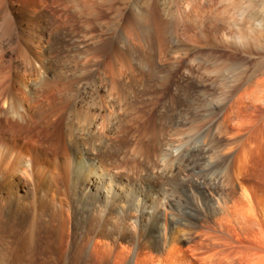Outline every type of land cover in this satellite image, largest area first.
Segmentation results:
<instances>
[{
  "label": "rangeland",
  "instance_id": "obj_1",
  "mask_svg": "<svg viewBox=\"0 0 264 264\" xmlns=\"http://www.w3.org/2000/svg\"><path fill=\"white\" fill-rule=\"evenodd\" d=\"M21 1L23 5L21 12L17 15V22L25 21L28 18V11L33 3L38 0ZM233 1L234 0H103L100 13L102 25L96 24L95 20L90 17L89 21L92 24L91 27L81 30L82 27L80 23L76 21L67 36L68 53L78 54L81 52H93V50H98L99 54L102 55L100 61H91L92 63L86 64L88 73L84 72L82 74L76 72L75 66L73 68L70 66L68 67V69L73 71L72 75H70L71 79L79 82L74 84L75 86L70 89L72 91H70V93H73L77 98L86 97L85 99L89 101L92 99H106L109 97L110 69L117 64V66H119V68L121 67L123 70H135V79H131V82L127 81V79L123 80L126 91L123 92V89H120V94L117 95L118 100L122 103L126 100L134 104L137 103L134 107L135 110L133 109V114L137 111L135 115L137 119L134 120V124L138 127L142 128V126L148 125L147 127L149 128L158 127L157 130H163L162 128L165 127V133L168 132V128L169 131H171L168 132L171 133V138H179L183 140V142H185L186 139H190L191 142L186 141L187 143L182 144L185 152L192 147V144H197L205 133L209 130L214 131L217 128L221 120L220 117L228 105H230V102L235 101L240 96V105L243 107H241L242 113L229 120L230 132L226 133L224 137H221L222 139H216L213 143L214 148H212L211 151L209 150L208 153L200 155L201 157H206L205 160L199 157L194 162L193 157L192 159L191 157L189 158V156L185 157V162L183 161L182 163L184 169L181 168L179 170L182 173L178 171L174 174L175 176H173V178L180 183L184 182L186 185L197 186V183L201 182V186L204 185L203 189L208 190L209 188L210 191L212 190V196L210 198L205 196L206 198L203 199L206 203H211V199L213 200V198L217 201L218 197L215 196L216 194L219 197L221 196L220 199L222 197L226 198L227 195L228 203L230 202L229 205L231 206L230 216H223L222 211H219L222 210L221 207H219L220 209H218V212L215 214L218 215L220 213L218 216L212 215L213 213L209 212L210 210L208 209L210 206L208 207V205L204 204L205 206L202 207L204 209L198 208L197 211L195 210L197 212L194 215L195 218L194 216H189V220H192V223H188V226L187 224L183 225L184 220L181 219L180 216L178 218V216L174 214V205L179 203L182 204L183 202V207H185L184 202L185 204L191 202L189 205L192 208L194 206H192V201L186 200L185 195L183 196V194L179 193L176 189L174 190L172 187L173 185H170L168 179L164 177L161 164H163V161L165 162L168 157L167 154H162L157 161L158 164L159 162L161 164H159V168L155 170V174L152 173L153 171H149V174V172H147L146 169L143 170L142 167L149 164L152 165L151 160L153 159V162L155 160L153 153H151V156H153L151 160H147L145 154H140L141 156L136 154L137 157L134 155L132 161L128 153L113 149V154L109 155L110 158L108 159L109 163L111 162L109 165H111L112 172L114 171L116 174L119 173V175H122L121 179L124 182H128L127 179H129V174H127V172L129 173L132 171L130 172L133 177L132 180L135 178L134 182L136 185L139 184V187L144 186V190L140 188L142 193L141 191L137 193L138 200L134 212L136 222L131 232H126L124 226L119 225L114 230L113 236L107 239L110 242L111 249H97L93 246H89L86 249L80 244L75 233L76 230L83 231V225L76 227V225H73L75 220L74 216L73 219L70 220L65 214L64 223L60 230L53 226L45 227L41 229L38 233L39 236L37 235L32 244V241H27L26 233L28 227L23 218L14 219L15 217L6 218L5 216H0V248L3 249L0 250V264H124L119 262L116 257L119 253L121 243L126 247L131 246L130 248L132 251L128 256L132 259V264H264V96H262V94L264 95V0H235L237 3L240 2L244 8H248V12L242 16H240L241 14L233 13V8L231 7ZM189 8L193 10H189ZM226 10L227 12H225ZM141 11H144V14L142 12L143 16ZM148 15L152 20L147 19ZM39 18L43 19L44 15L41 14ZM150 28L152 32L149 33ZM23 32H25V30ZM238 34H240V36ZM56 35L57 34L54 33V36ZM56 38L57 39L50 45L49 50L57 58L61 55V52L60 40L57 36ZM13 44L9 45V49H16L14 51L16 52V43ZM11 46L16 47L13 48ZM150 54L152 56H150ZM7 59L10 60V57L7 56ZM59 59L60 57L53 60L55 61L54 68L56 69L58 65H60L58 62L60 61ZM109 59L111 60L109 61ZM121 61L122 64H120ZM161 63L165 66L161 65ZM149 70H161L164 72H162V74L160 73V76H156L155 74H149ZM75 72L77 74L74 76ZM164 74L169 75L166 78H162L161 76ZM180 80H184L188 85L196 87L195 90L197 94H195V98L197 99V103L203 104L200 107L201 110H205V112L201 111L203 116L200 115L203 119L199 117L196 121H198L199 124L201 123L200 121H202L204 131L202 130L203 128H201L202 124H200V126L195 120L196 128L200 126L198 133L197 129L195 132L192 130L191 127L194 128L195 126H192L190 121L184 122L186 125L184 123V125H180V130H178L180 134L177 135L174 131L170 130V127L167 128V125L164 126L163 124L164 122L162 120L164 117L160 110L162 105L171 98L173 89L175 85L181 82ZM214 81L215 83H213ZM130 85H132V89H130ZM257 87L258 89H256ZM259 87L262 88L259 89ZM260 90H262L261 94ZM258 93L261 96L257 97L259 95ZM253 97L255 99H253ZM260 98H263L262 101L259 100ZM220 100L224 101H221L223 106ZM255 100L260 102H255ZM211 101L212 103L214 101V105L210 104ZM205 102L208 103L206 106H204ZM69 105L70 104H66L65 111L61 113L64 114L62 116L64 120L68 115L66 110ZM212 106H214L213 108L217 107L219 112L214 114L215 116L213 115L212 119H209L211 117H208L206 114L209 110H212ZM62 108L61 106V109ZM138 109L141 110L139 113ZM207 109L208 111H206ZM97 111L96 113L100 112L104 114V109H97ZM142 112L145 115H142ZM147 112L148 114H146ZM120 114L122 113L120 112ZM140 114L141 116L138 120V115ZM204 114L207 116V119L205 118L207 121L204 119ZM146 116H149V119ZM214 117L216 118L214 119ZM142 118V123L145 124L140 122ZM145 119L147 120L146 122ZM148 120H150L149 123H151V125H149ZM210 120L212 121L210 122ZM244 120L245 124H247L246 126H244ZM251 120L252 123L250 122ZM59 121H55V127L60 126L59 123H61V121ZM161 121L163 123H161ZM207 122L209 125H207ZM138 123L141 124V126H139ZM204 123H206V125H204ZM189 126L190 131L186 132ZM236 126L240 127L238 133L234 130ZM126 127L128 131L132 133V125ZM244 127L245 132L243 131ZM231 130H233V134L230 136L232 133ZM181 131L183 132L181 133ZM129 132H125L123 137L122 135L119 136L117 142H121V139L134 142L136 138ZM215 132H217V130H215ZM235 132L237 135H235ZM239 132L243 134L240 135L241 133ZM250 133H252L251 136ZM167 135L169 136V134ZM227 135L228 137H226ZM137 136L139 135L137 134ZM153 138L157 139L159 136H154ZM177 144L178 143H176V145ZM226 145L229 148V154L226 150ZM224 149L227 151V159L232 162L231 172L234 178H238L237 180H239L235 186L222 184L221 179H219V167L223 163L221 156L226 153ZM213 151H216V159L213 157ZM101 154L104 153L101 152ZM120 155L122 157H119ZM239 156L241 158H239ZM99 157L104 158L103 156ZM139 157L142 158L140 159ZM240 159H242L241 161L243 162H241ZM141 160H146V165H144L145 163ZM186 160H188V162L191 161L188 163ZM204 161H208V163H204ZM135 162L136 164L134 166ZM191 162L192 166L189 165ZM117 163H119V165ZM139 164L142 166L141 168ZM120 165L121 168H119ZM136 167L140 169H136ZM127 169L129 171H127ZM134 170L140 171L136 173ZM145 170L146 172H144ZM140 172H142V174ZM142 179L143 181H141ZM166 185L169 189L167 188L165 193L161 190ZM168 191H170V193ZM146 194L147 197L152 200L153 196H155L154 207L157 208L156 210H159L161 214L166 212L169 220L176 226H179L178 233L181 237L179 243L180 250H173L172 246L166 243L164 238L152 243L149 240V236L147 238V234L146 237L144 235L142 236V227L144 224L147 225L150 221L146 219L145 215L142 217V203ZM240 196L241 198L237 199ZM205 209L208 212H206ZM152 213L151 211V214ZM182 228L187 229L188 232L187 230L186 232L188 234H185V231H183L185 232L183 233ZM189 231L192 232H190V235Z\"/></svg>",
  "mask_w": 264,
  "mask_h": 264
},
{
  "label": "bare ground",
  "instance_id": "obj_2",
  "mask_svg": "<svg viewBox=\"0 0 264 264\" xmlns=\"http://www.w3.org/2000/svg\"><path fill=\"white\" fill-rule=\"evenodd\" d=\"M235 2L236 1L234 0L233 3L231 2L232 6L230 5L233 8V13L241 14L240 16L245 15L248 12V8H244L240 2ZM22 5L21 0H0V216H5L6 218L15 217L14 219L23 218L28 227L26 233L27 241H32V244L41 229L53 226L60 230L64 223L65 214L70 220L73 219L74 216L75 220L73 225H76V227L83 225L84 227L83 231H75L77 239L84 248L87 249L89 246H93L97 249H111L110 242L107 239L110 236H113L116 227L122 225L126 232H131V229H133L136 222L134 212L138 200L137 193H140L139 191L142 193V190H144V186L139 187V184L136 185L134 182L135 178L132 180L133 177L130 174L132 171L129 173L127 172L129 171V168L126 171L127 174H129V179H127L128 182H124L121 179L122 175H119V173L116 174L114 171L112 172L111 165H109L111 162L109 163L108 159L110 158L109 155L113 154L114 149L116 151L128 153V156L132 161L133 156L136 154L138 156L140 154H145L147 160H151L153 157L151 156V153H153L155 160L154 162L153 159L151 160L152 165L149 164L142 167L139 164V167H142L143 170L146 169L147 172L153 171L152 173L154 174L156 172L155 170L159 168V164H161L160 162L158 164L157 161L162 154H167L168 157L165 162L162 160L163 164H161L164 177L168 179L170 185H173L172 187L174 190L176 189L179 193L183 194V196L185 195L186 200L192 201V206H194L192 208L189 205L191 202H187L186 204L184 202L185 207H183V202L182 204L179 203L174 205V214L177 215L178 218L180 216L181 219L184 220H182L184 222L183 225L187 224L188 226V223H192V220H189V216L193 217L197 213V209L202 208L205 205H208V207L210 206L208 209L210 210L209 212L213 213L212 215H215L218 212V209H220L219 207H221L222 210L219 211H222L223 216L225 215L226 217H229L231 214V206L229 205L230 202L228 203L227 195L226 198L222 197L220 199L221 196L219 197L216 194L215 196L218 197L217 201L212 197L214 202L211 199V203H206L203 199L206 198L205 196L210 198L212 196V190L210 191L209 188L208 190L203 189L204 185L201 186V182L197 183V186L186 185L184 182L180 183L176 181L173 176L183 168L182 163L185 157L189 156L191 159L193 157L194 162L199 157L201 159L204 158L200 155L208 153L209 150L211 151V149L214 148V141L219 138L222 139L221 137H224L226 133L230 132V126L228 124L229 120L242 113L243 107L240 105V96L235 101L230 102V105L225 109L220 117L221 120L215 129L217 132H215V130H209L207 133L204 132L205 134L201 137L199 142L197 144H192V147L185 152L182 144L187 143L186 141L191 142V140L185 138L186 140L183 142V140L179 138H171V133H168L171 131H169L168 127H170V130L174 131L176 135L180 134L178 130H180L179 128L181 124L190 121L191 125L195 126L196 123H198L196 119L199 117L202 118V112H205V110H201L200 108L203 104L197 103V99L195 98V94H197L195 90L196 87L188 85L186 81L180 80L181 82L175 85L171 98L168 102H165L162 105L160 110L164 117L162 120L164 123L162 121L161 123H163L164 126L167 125L168 128V132L166 133L164 131L165 127L162 128L163 130L160 129L161 132L160 130H157L158 127H150L152 128L150 129L147 127L148 125H144L146 127L142 126V128L135 125L134 120L137 119V116H135L137 111L133 114V109L137 103L134 104L126 99V101L122 103L118 100L117 95L120 94V89H123V92L126 91V86L125 83H123V80L127 79V81H130L131 79L136 78V73L133 69L123 70L121 67L119 68L117 64L110 69L109 97L106 99H92L89 101L85 99V96V98H77L73 93H70V89L75 86L74 84L79 82L71 79L70 75H72L73 71L68 69V67L70 66L73 68L75 66V69L77 70L75 71L83 74L88 70L86 64H89L91 61H100L102 55L99 54L98 50H93V52H81L78 54L68 53L67 36L76 21L80 23V26L82 27H80L81 30L91 27L92 24L89 21L90 17L95 20L96 24L102 25L100 21V13L103 6V0H38L33 3L28 11V18L25 21L17 22V15L21 12ZM190 9L191 8H189V10ZM142 12L144 14V11H141V14ZM225 12H227V10ZM41 14L44 15L43 19L39 18ZM148 17H150L149 15L147 16V19H151V17ZM24 30L25 32H23ZM149 30V33L152 32L151 28ZM54 33L57 34L56 36L60 40L61 55L58 56L60 57V61H58L60 65H58L57 69L54 68L55 61L53 60H56L58 57L56 58L49 50L50 45L57 39L56 36H54ZM238 35L240 36V34ZM13 43H16V52H14L16 49H9V45ZM7 56L10 57V60L7 59ZM150 56L152 55L150 54ZM111 59H109V61ZM120 64H122V61ZM161 65L163 64L161 63ZM161 70H149L148 73L160 76L162 72H164ZM76 72L74 73V76L77 74ZM168 75L164 74L161 77L166 78ZM213 83H215V81ZM130 86V89H132V85ZM261 88L259 87V89ZM253 89L256 90L258 87ZM262 90H260V94ZM260 94L257 97L261 96ZM262 96L264 95L262 94ZM253 99L255 98L253 97ZM262 99L260 98L259 100L262 101ZM221 101L222 100H220V103ZM257 101L255 100V102ZM213 103L211 101L210 104L212 105ZM66 104L70 105L66 110L68 115H65L66 118L64 120L62 118L64 114L61 113L65 111ZM204 104V106H206L208 103L205 102ZM61 106L63 107L62 109ZM213 107L214 106H212L211 111H208V109L206 110L208 112L205 114L208 117H211L209 119H212V116L219 112L217 107ZM97 109H104V114L99 112V116V113H96L98 112ZM141 110H139L138 113ZM120 112L122 114H120ZM146 114H148V112ZM142 115L145 114L143 113ZM206 115L204 119L207 117ZM140 116L141 114L138 115V120ZM143 118L140 121L141 123ZM147 118L149 119V116ZM215 118L216 117H214V119ZM59 120L61 121V123H59L60 126L55 127V121ZM246 120L248 121L247 118ZM146 121L147 120L145 119V122ZM149 121L150 120H148V123ZM211 121L212 120H210V122ZM200 122V124H202V121ZM250 122L252 123V120ZM243 123L245 124V120ZM184 124L186 125V123ZM128 125H132V133L127 129L126 126ZM149 125H151V123H149ZM204 125H206V123H204ZM207 125H209L208 122ZM246 125L247 124L244 126ZM139 126H141V124H139ZM199 127L196 128L195 126V129L193 127L191 128L194 132L197 129L198 133V129H200ZM201 128H203L202 130L204 131L203 124ZM187 129L186 132L190 131V126ZM244 129L245 127L243 128V131L245 132ZM234 130L238 133L240 127L236 126ZM125 132L131 133L133 137L135 136L136 140L134 142H129L121 139V142H117L119 136L122 135L123 137ZM182 132L183 131H181V133ZM231 132L230 136L233 134V130H231ZM236 132L235 135H237ZM137 134L139 136H137ZM167 134H169V136ZM242 134L243 133L240 135ZM251 134L252 133H250V136ZM228 135L226 137H228ZM154 136H159V138L155 139L153 138ZM176 143L178 144L176 145ZM227 148L226 150L229 154V148ZM227 151L221 156L223 163L219 167V179H221L222 184L235 186L239 180H237L238 178H234L233 173L231 172L232 162L227 159ZM101 152L104 154H101ZM215 152L214 156L212 154L214 158L216 156ZM99 156H103L104 158ZM119 157L122 156L120 155ZM239 158L241 157L239 156ZM188 160L186 161L188 162ZM241 160L242 159H240V161ZM145 161H143V163H145ZM205 162L206 161H204V163ZM206 163H208V161ZM117 164L119 165V163ZM135 164L136 162L134 163V166ZM144 165H146V163ZM189 165L192 166V162ZM126 166L128 167L127 164ZM244 166L242 167L245 168ZM119 168H121V165ZM140 168L136 167V169ZM146 170L144 172H146ZM134 171L137 173V171L140 170ZM142 172L140 173L142 174ZM141 181H143V179ZM140 188H142V190ZM167 188L166 185L161 191L166 193ZM168 192L170 193V191ZM240 198L241 196L237 199ZM154 200L155 196H153L152 200L147 197V194L143 200L142 217L145 215L146 219L150 221L147 225L144 224L142 227V236L144 235L146 237L147 234V238L149 236V240L152 243L164 238L165 242L169 243L173 250H180L179 243L181 237L178 233L179 226H176L169 220L166 212L161 214L159 210H156L157 208L154 207ZM150 209L153 212L152 214ZM205 211L208 212L206 209ZM189 229L191 230L190 227ZM186 230L187 229L182 228V232H186ZM191 231H189V235ZM187 232L185 234H188ZM120 246L119 253L116 255L117 260L124 264H132V259L128 256L132 251L130 248L131 246L126 247L123 243H121ZM0 250L3 249L0 248Z\"/></svg>",
  "mask_w": 264,
  "mask_h": 264
}]
</instances>
